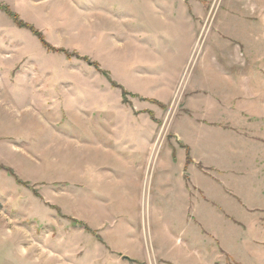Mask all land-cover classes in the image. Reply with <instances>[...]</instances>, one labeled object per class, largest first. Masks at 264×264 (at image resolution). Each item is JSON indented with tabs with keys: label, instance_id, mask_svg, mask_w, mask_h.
<instances>
[{
	"label": "rangeland",
	"instance_id": "obj_1",
	"mask_svg": "<svg viewBox=\"0 0 264 264\" xmlns=\"http://www.w3.org/2000/svg\"><path fill=\"white\" fill-rule=\"evenodd\" d=\"M0 4L42 35L0 9V264H264V0ZM178 133L213 150L188 217L158 186ZM118 136L141 193L83 160Z\"/></svg>",
	"mask_w": 264,
	"mask_h": 264
},
{
	"label": "crops",
	"instance_id": "obj_2",
	"mask_svg": "<svg viewBox=\"0 0 264 264\" xmlns=\"http://www.w3.org/2000/svg\"><path fill=\"white\" fill-rule=\"evenodd\" d=\"M203 128L205 129L207 127ZM100 133L101 132L98 133V136ZM178 136V142L181 144L180 150L178 149V151H176L173 146L167 147L165 152L166 155L164 156V159L161 160L162 166L159 169L158 186L161 191H164L167 201L172 202L175 198L180 202L179 206L188 217L190 214L188 212L190 206H192L191 208L195 207L194 194L190 188H193L196 191L195 193L197 194L196 198L198 201L200 199L201 191V186L198 181L201 178L202 173L201 165L204 166V169L212 167L206 165L205 162L208 161L207 158L211 156L213 150L209 148V144L203 145L204 143L206 144L205 137L207 136L202 135V133H198L194 138L188 136V140L185 141L180 140L183 139L182 134L178 133ZM125 137L126 136H118L117 140L112 142L114 144L111 147L105 149L101 147L95 151L94 149H91L90 153L86 156L83 155V160L86 159L87 161L91 158V161L94 159L98 164L100 159L99 153L102 154L105 157L102 159L104 160V170L111 171L113 176L117 178L118 175H116V172L118 171L119 174L120 170L126 168V171H129L128 178H130L132 183L136 184L138 193H141L144 177L143 172L146 171L148 165L147 161L150 160V147L147 146V143H141L140 146H136V143L132 142L129 136L127 138ZM168 149L169 151L167 152ZM189 152L191 153L190 155L193 160L188 164L187 159ZM186 171L189 176H185ZM204 175L206 176V174ZM132 187L133 185L130 188ZM85 223L89 224L87 220ZM86 233V239L88 240V230Z\"/></svg>",
	"mask_w": 264,
	"mask_h": 264
},
{
	"label": "trees",
	"instance_id": "obj_3",
	"mask_svg": "<svg viewBox=\"0 0 264 264\" xmlns=\"http://www.w3.org/2000/svg\"><path fill=\"white\" fill-rule=\"evenodd\" d=\"M0 9L4 10V12H6L8 15H10L14 22L16 23V25L20 28H26V29H29L31 31H33L37 36H39L41 39H42V35L41 33L31 24L25 22L24 20H22L18 14H16L15 12H13L9 6L7 5H1L0 4ZM105 74V73H104ZM189 154V153H188ZM191 158L190 156L188 155V159H187V162L188 164L191 163ZM74 221V224L78 225L80 224V222L76 221V220H73ZM87 230H89L88 227H86Z\"/></svg>",
	"mask_w": 264,
	"mask_h": 264
},
{
	"label": "water",
	"instance_id": "obj_4",
	"mask_svg": "<svg viewBox=\"0 0 264 264\" xmlns=\"http://www.w3.org/2000/svg\"><path fill=\"white\" fill-rule=\"evenodd\" d=\"M123 258L130 260V257L129 256H123Z\"/></svg>",
	"mask_w": 264,
	"mask_h": 264
}]
</instances>
